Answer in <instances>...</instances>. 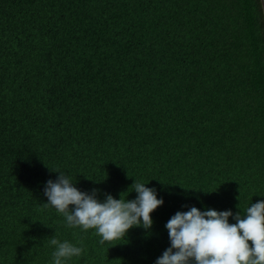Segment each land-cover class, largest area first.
Returning a JSON list of instances; mask_svg holds the SVG:
<instances>
[{
  "label": "trees",
  "instance_id": "1",
  "mask_svg": "<svg viewBox=\"0 0 264 264\" xmlns=\"http://www.w3.org/2000/svg\"><path fill=\"white\" fill-rule=\"evenodd\" d=\"M55 169L164 203L101 244L42 207ZM261 200V0H0V264H53V236L83 248L64 264H155L176 212Z\"/></svg>",
  "mask_w": 264,
  "mask_h": 264
},
{
  "label": "clouds",
  "instance_id": "2",
  "mask_svg": "<svg viewBox=\"0 0 264 264\" xmlns=\"http://www.w3.org/2000/svg\"><path fill=\"white\" fill-rule=\"evenodd\" d=\"M51 171L59 175L55 181L46 182L47 203L42 207L55 208L64 216L67 227L95 229L101 244L124 238L133 227L150 229L151 213L164 203L154 188L136 181L132 185L137 193L135 199H115L106 194L101 201L95 189L91 194L80 191L59 169ZM230 217L235 223H229ZM165 227L170 247L155 264H264V200L252 203L244 215L240 211L233 214L231 210L200 211L191 207L186 212H176ZM49 244L55 246L53 264H64L65 259L83 252L82 247L60 242L54 236Z\"/></svg>",
  "mask_w": 264,
  "mask_h": 264
},
{
  "label": "water",
  "instance_id": "3",
  "mask_svg": "<svg viewBox=\"0 0 264 264\" xmlns=\"http://www.w3.org/2000/svg\"><path fill=\"white\" fill-rule=\"evenodd\" d=\"M261 3H262L263 13H264V0H261Z\"/></svg>",
  "mask_w": 264,
  "mask_h": 264
}]
</instances>
